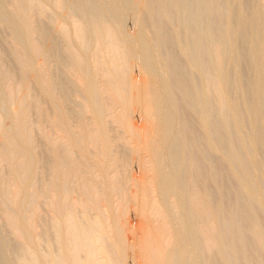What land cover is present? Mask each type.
I'll list each match as a JSON object with an SVG mask.
<instances>
[{"label":"bare ground","instance_id":"1","mask_svg":"<svg viewBox=\"0 0 264 264\" xmlns=\"http://www.w3.org/2000/svg\"><path fill=\"white\" fill-rule=\"evenodd\" d=\"M0 24V264H264V0H0Z\"/></svg>","mask_w":264,"mask_h":264},{"label":"rangeland","instance_id":"2","mask_svg":"<svg viewBox=\"0 0 264 264\" xmlns=\"http://www.w3.org/2000/svg\"><path fill=\"white\" fill-rule=\"evenodd\" d=\"M7 31H6V29H4L3 27H2V25L0 24V40H1V42L3 41V45H7V43L9 44L10 42L9 41H7V38H8V34L6 33ZM9 40V39H8ZM6 42V44H4ZM10 45V44H9ZM8 45V46H9ZM7 47V46H6ZM30 114L31 115H35V119H39V117H38V113H37V111L36 112H34V111H31L30 112ZM31 122L32 123H34L33 122V118H32V120H31ZM39 125V124H38ZM113 125H115V124H113ZM40 126H42V129H40V130H37V131H34L33 132V139H34V141H37V142H39V143H48L49 141H48V139H47V137H46V134L47 133H51L50 132V128H47V124H40ZM63 133V131L61 130V129H55L54 131H53V136H57V134L58 135H60V134H62ZM52 135V134H51ZM90 148L91 149H95V146H94V144H90ZM119 173L117 172L116 173V177H117V175H118ZM84 176H86L87 178H84L85 180H89L90 182H91V180H90V178H92V176L91 177H89L90 175H88L87 176V174L85 175L84 174ZM89 178V179H88ZM116 178H114L113 180H115ZM112 180V181H113ZM94 181H96L97 182V180H94ZM94 183V182H93ZM79 185H80V183L79 182H77V183H70L69 182V186H70V188H74V187H79ZM136 187H137V185H136ZM137 190H139V189H137ZM141 190V189H140ZM138 191L139 193H141L142 191ZM42 199V198H41ZM40 199V200H41ZM39 200V201H40ZM113 205L116 207V208H118V210H120V209H122V207H123V203L121 202V200L116 196V195H114V197H113ZM127 207H129L128 208V210H127V212H128V214L130 215V214H135L136 215V213H137V211H136V207L135 206H133V205H131L130 203H128L127 204ZM40 212L42 213V214H46V213H48V210L45 208V207H40ZM104 214H105V216H108L109 215V210H105L104 211ZM132 233V234H131ZM131 233H129L128 234V237H130L131 238V240L134 238V237H141V231L139 230V229H137V228H134L133 229V232L131 231ZM10 234H8V236H7V238L9 237L10 238V236H9ZM138 261L141 263V264H143V261H142V259L138 256Z\"/></svg>","mask_w":264,"mask_h":264}]
</instances>
